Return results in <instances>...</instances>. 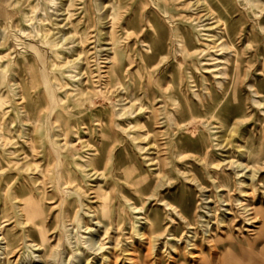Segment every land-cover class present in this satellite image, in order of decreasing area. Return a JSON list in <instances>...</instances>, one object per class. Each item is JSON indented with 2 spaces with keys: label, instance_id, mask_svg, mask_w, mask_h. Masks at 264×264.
I'll use <instances>...</instances> for the list:
<instances>
[{
  "label": "rangeland",
  "instance_id": "1",
  "mask_svg": "<svg viewBox=\"0 0 264 264\" xmlns=\"http://www.w3.org/2000/svg\"><path fill=\"white\" fill-rule=\"evenodd\" d=\"M112 1L115 7L118 6L114 30L121 54H124L118 67V79L113 84L116 93L126 97L121 105L129 106L132 100L141 97L138 101L148 110L118 118L111 101L101 96L95 97L93 110L71 103L72 115L65 112L61 115L64 118L57 116L60 120L53 125L59 127H51V131L59 133L68 121L72 129L69 139L85 155L78 161L84 162L95 154L92 149H97L95 165L99 168L98 173L103 172L107 157L112 155V165L106 169L107 177H85L77 166L69 164L70 161L64 163L67 173H71V168L74 171L71 174L77 177L81 205L77 194H71L67 199L51 184L41 185L40 190L31 188L27 174L17 177L13 170L11 186L20 188L21 203L28 204L32 200L39 210L38 215L19 218L10 204H5L3 197L2 132L12 141H20L19 146L28 159L45 164L41 161L43 156H35L25 140L29 134H34L33 124L28 120L32 121L40 111L47 113L45 107L49 97L42 81L43 63L29 47L18 42L13 33L20 26L26 29L45 26L52 29L51 35L55 33L57 38L59 34L51 19L62 21L64 13L61 5L54 8L45 0H31L35 9L22 18L17 9L10 10L8 1L0 0L7 13L6 19H0V30L5 29L10 36L9 49L4 46L0 52L8 53L14 60L10 84L17 94L11 99V86L1 87L9 100L5 105L6 114L0 112V227L9 251H12L9 255L11 264H29L26 254L31 249L28 250L25 232L40 244L44 230L59 254L50 259L48 248L36 250L34 247L35 255L42 254L49 259V264L78 262L74 257L76 252L64 240L61 246L57 245L65 236L58 215L63 197L72 200L70 218L79 212L85 223L95 229L93 233L99 243L109 247L102 250L109 254V259L103 262L101 251L95 252L88 244H82L83 255L88 257L90 264L96 261L99 264H217V257L228 245L244 258L249 245L260 251L264 245V0ZM69 9L73 12V23L61 29L69 30L74 39L68 43L70 50L61 51L60 60L66 56L76 58V52L81 48L74 40L84 30L93 41L85 43L91 51L89 56L95 55V49L91 48L94 45L108 46L101 40V30L106 27L99 20L95 0H73ZM10 12H15L13 20L8 17ZM193 23L197 24L196 29L192 27ZM75 27L79 33L74 31ZM38 40L36 37L26 41L38 43L48 55L46 47ZM102 53L99 61L106 65V52ZM94 63L92 61V67L85 69L89 88L94 84L88 75L90 69L95 68ZM77 72L73 69L71 75L74 77ZM85 76L81 79L85 80ZM56 77V82L66 84L63 89L69 92L74 81L80 79H71L60 71H56ZM57 94L65 97L64 90H58ZM153 108L161 111L159 116L151 113ZM18 109L19 116L16 114ZM135 118L143 127L133 128ZM208 124L211 128L206 127ZM135 133L141 134L142 139L132 141L131 134ZM224 133L227 140L221 138ZM82 141H88L93 148H82ZM176 148L184 151L179 158L175 155ZM204 159L208 161L206 166L202 162ZM230 160L243 166L247 163L248 167L243 170L246 174L239 176L237 170L242 167ZM157 168L162 171L160 175ZM252 169L256 170V176L250 179L248 174ZM100 185L103 193L110 195L108 213L114 218V223L110 224L108 218L98 214V219L109 225L110 230L105 234L89 212L93 209L90 207L96 205L93 188ZM126 199L136 207L135 210L128 207ZM167 203L177 207L182 215L170 209ZM146 215L153 226L145 229L141 239L133 226L145 225V220L139 217ZM19 219L24 224H17ZM79 231L81 239L89 235L85 228ZM72 233L76 234L75 228ZM154 235L157 236L155 239ZM1 246L3 244H0V250ZM4 256L0 253V264L4 263ZM35 260L32 259L34 264H45ZM261 262L258 257L254 264Z\"/></svg>",
  "mask_w": 264,
  "mask_h": 264
},
{
  "label": "bare ground",
  "instance_id": "2",
  "mask_svg": "<svg viewBox=\"0 0 264 264\" xmlns=\"http://www.w3.org/2000/svg\"><path fill=\"white\" fill-rule=\"evenodd\" d=\"M6 1H8L7 4L10 6V10L17 9L22 18H25L26 15L33 13L32 10L35 9V6L33 4L34 2L32 3L31 0H6ZM45 1L48 4L49 3L53 4L54 8H57L58 5H61L63 8L62 10L64 13L63 14L64 18L62 19V21L57 20L56 18L53 19L51 17L52 18L51 23L55 27V29H57L56 33L59 34L58 37L57 38L55 37L56 36L55 33H53L51 35V32H53L52 29L46 28L45 26L44 27L41 26L39 29H36L34 26H31L32 29H28V28L26 29V28L20 26V27H16V30L13 33L14 38L17 39L18 42H21L23 45H25V47L26 46L29 47L31 49L32 53L37 57V59H39L43 63L42 64V70H41V73H42L41 75L43 77L42 81H43L44 91H45L46 95L49 97L48 102L46 104L47 106L45 107V109H48V111L46 110L47 113H45L44 111H40L38 114L35 113L36 115L34 116V119L32 121L28 120L31 124H33L32 125V130H33L32 132L34 134L33 135L29 134L28 140H25L26 142H29L30 148H31V150L35 156H39V155L43 156L41 161H45V164L35 163L32 160L28 159L27 158L28 155L26 153H25L26 155H24L23 148H21L19 146L20 141L18 142V140H16L15 138H14L15 141H12V139H10L8 136L5 135L6 134L5 132L4 133L2 132V135L4 134L3 135V139H4V143H3L4 152H3V154L5 157V165H4L5 167H4V172H2L3 173L2 179L4 180L3 197H4V200H6L5 204L6 205L10 204V207H12L14 209V212L19 216V218H22L25 215L27 217H29V216L33 217V215L39 214V210L37 209L38 205L36 206V204L32 200H30L28 202V204L21 203V201H20L21 198L19 195V189L20 188H18V187L14 188L13 186H11V183L13 180L12 179V171L13 170L15 171V173H16L15 175L17 177H24L23 175L27 174V176L30 178L29 181H30V187L31 188H35L37 190H40V188L45 186V184H51V186H54L55 188H57L60 191V193H62L63 195L65 194V196H67V199L71 196V194H77L78 195V202H80L81 205H82V195L80 194V191H79L81 187H80L79 183H77V177L72 175L74 171L71 168L69 170L72 174L67 173L68 171H67L66 167L63 166L64 163L70 161L69 164H73V165L77 166L79 171L85 177H88V176L90 177V176H94V175H101L103 179H105L107 177L106 169H108V167H110L112 165V162H111L112 161L111 160L112 155H109L107 157V160L105 162L106 165L104 166L103 172L98 173L99 168H97L95 165L97 149H92L95 151L94 152L95 154L94 155L92 154V156H89V157L86 156L87 158L84 160V162L78 161V158H84L85 155L83 153H81L80 149H78L75 146V144H73V142L69 139V134L72 132V129H71V124L68 121L65 122L64 126H61L62 130L59 131V133H57L55 130L51 131V127H53L54 129L56 127H59L57 125H53V124H55V121L60 120L59 118H57V116L62 117L61 115H63L65 112H67L69 115H72V113H70L71 109L69 110L71 103L73 106H79V107L89 108L90 110H93V106H95L94 105L95 104V102H94L95 97L101 96V97H104V99L111 101L112 107H113V109L115 108L116 115L118 118H121V117L124 118V116H126L130 113H131V115H134L136 112L141 113V112H145L146 110H148L147 106H145L143 103L138 101L141 97L139 99H135V100L131 99L132 101H131V104L129 106L121 105L120 103L126 97L123 95L117 94L116 93L117 89L114 87V84H113L114 83L113 81H116L118 79V67L122 63V60L124 57V54H121V51L119 49L118 36L116 35L115 30H114L115 26H116V21L118 19L117 18L118 13H116L118 6L115 7V5H113L112 2H114V1H112V0H107V1L95 0V9L99 13V16H98L99 20L106 27V30H104V29L101 30L102 31L101 32V36H102L101 40L105 41L104 44H107L108 46L100 47V46L94 45L91 48L95 49V51H93L95 53V55H93V57L89 56L90 55L89 52H91V51H90V48H88V45H86L85 43L87 41H90L91 37H89L88 36L89 33L86 30H84L82 35H80L79 38H76L74 40V42L77 41V44L81 48L80 51L76 52V54H77L76 58H69V56H66L64 60H60L59 55L61 54V51H63V50H68V49L70 50L68 43L70 40H72L74 38L70 34L69 30H62L61 28L65 27L66 25H68L70 23H73V20H72L73 12H71V10L69 9V7L71 5H73V0H45ZM196 2H199V0H196ZM251 4H252V2H251ZM205 6H206V4H205ZM28 8H31V10L28 11ZM42 10L44 12L45 8L43 7ZM58 10H61V9H58ZM168 12H169V10H168ZM14 13L15 12H10V14L8 15L10 20L14 19V15H15ZM6 14L7 13L5 12V9L3 8V6L0 5V19L1 18L6 19L7 18ZM78 18H79L78 22H81V20H82L81 17H78ZM31 19L34 20L35 18H30V20ZM40 20H42V19H40ZM192 25H193L192 27H194L195 29L197 28V24L193 23ZM77 27H75V30L74 29L73 30L76 33L77 32L79 33V30L77 29ZM73 35H75V34H73ZM36 37L39 39L38 41H40L42 43V45H44V47H46V50L49 52L48 55L46 53H44V51H43L44 48L41 49V47L38 45V43L31 42ZM9 38H10L9 33L5 29L0 30V48L7 46V49H9V46H8ZM26 40H31V41L27 42ZM90 42H93V41H90ZM90 44H92V43H90ZM102 51L106 52L105 56H104V63L106 65H101L102 63L99 61V59L101 58L100 55L103 54ZM7 54L8 53L0 52V112L3 114L4 113L6 114V112H7V111L5 112L4 110H5V105L8 103L9 97L5 96L1 92V87L2 86H8V87L11 86L10 87V90L12 91V98L11 99H14V96L17 95L15 89H13L14 87H12V85L10 84V82L12 81L10 79V77H11L10 72L12 71V68H13L12 65L14 63V60L12 57H10ZM98 55H99V57H98ZM90 57H92L93 60H91L92 58L90 59ZM4 61L6 63H4ZM92 61L95 62L94 66L96 69L95 68L94 69L96 71H93L94 69H90L91 74H88V75L89 76L91 75L92 82L94 84L91 88H89L87 86V83H88L87 78L88 77L86 75L87 72L85 71V69H87V67L88 68L92 67V65H91ZM79 62H83L82 63L83 65H80ZM84 65H86V66L84 67ZM73 69L78 70L77 74L74 77H79L80 79L78 78L79 81H77V82L74 81V87H73L72 91L69 92V90L66 91L65 89H63L64 86H66V84H63V82H61L62 84L59 82L58 83L56 82L58 80L56 77V71H60L62 74L63 73L67 74L71 77V79H74V77L71 75V70H73ZM122 75H123V73H122ZM84 76L86 77L87 80L81 79ZM63 78H64V76H63ZM61 81H62V79H61ZM120 86H121V84H120ZM2 89H3V87H2ZM58 90H64L65 91V97L59 96L58 95L59 93L57 94ZM113 93H115L114 97H112ZM193 95H195V94H193ZM11 101H13V100H11ZM144 101L146 102V100H144ZM10 103H12V102H10ZM149 104H151V102ZM118 107H120V108H118ZM207 107L208 106H206V108ZM19 112H20V110L18 109V111L16 112V114L18 116L20 114ZM160 112L161 111L156 109V108H153V110H151V113H153L155 116H159ZM172 117H173V115H172ZM23 118H25V117H23ZM62 118H64V117H62ZM1 119H0V121H1ZM67 120H69V119H67ZM135 120H136V122L133 125V128L139 129V128L143 127L141 125V123H139V121H137L136 118H135ZM117 126H120V124L117 123ZM206 127L211 128V124L206 125ZM8 128H9V126H8ZM212 128H214V127H212ZM2 130L5 131L3 129V127H2ZM233 130L236 132V128H233ZM6 131H7V129H6ZM221 138L223 140H227V135L224 133L221 135ZM131 139H132V141L140 140V139H142V135L138 134V133L137 134L136 133L131 134ZM79 143H80V141H79ZM81 144H82L81 145L82 148H84V147L93 148V145H90L88 141H82ZM178 150H179V148H176L177 153L175 155L177 158H179L184 152V151L180 152ZM20 155H23V158H19ZM230 161L233 164L237 163L236 161H232V160H230ZM157 162H158V160H157ZM202 162L205 166L208 163L207 159L202 160ZM246 164L244 166L241 163L236 164L237 167H242L240 170H237V174L239 176H241L243 173L246 174V172L243 171L246 167H248ZM51 165H55V168H50ZM88 167H89V172H86V168H88ZM157 169H158L157 170L158 175H160L162 171L159 170V168H157ZM154 176H156V175H154ZM248 176L250 177V179H253L256 176V170L252 169L251 172L248 174ZM41 185H43V186H41ZM216 186H217V184H216ZM92 192L94 193V197H95L94 203L96 205L91 206L90 208H93V209H92V211H89V212H91L93 215L92 219L96 220L95 224L103 227V232L105 234L108 232V230H110L109 225L107 223L103 222L102 220H99L100 218L98 219V214L101 215L103 218H108L110 224L114 223V218L112 219V217L108 213L110 210V206H109L110 204H108L109 200H110V195L107 193L106 194L103 193V188L101 187V185L97 186L96 188H93ZM207 197H209V196H207ZM62 199H64V201L62 202L61 209L58 213L60 220L59 219H57V220H59L60 225L65 230V236L62 240H61V238L59 239V242H58L59 244H57V245L61 246V242L64 240L67 243V245L71 246L74 249V251L76 252L74 254V257L77 258V260H78V262L74 263V264H90L88 257L86 255H83V249L81 248L82 244L83 245L88 244L89 249H92L95 252H99V251L102 252V250L108 249L109 247L107 248L106 246H104L103 243H99V239H97L93 233V231L95 229L91 226H88L85 223L83 216L79 212L75 213L74 217L72 216L73 218H70L69 212H70L72 200H67L64 197ZM129 201H130L129 199H126V202L128 203V207L132 210H135L136 207H134V205H132ZM7 202H8V204H7ZM167 205L170 207V209L174 210L177 213H180L177 210V207L173 206V204L167 203ZM245 209H246V211H248L249 210L248 206H246ZM30 210H32V211H30ZM212 213H213V210H212ZM139 218H142L145 220L143 222L145 225H140V226L134 225L133 229L136 230L137 234L142 239L145 235V229L147 227H152L153 222L147 215L144 217H139ZM224 220L225 219L222 218V221H224ZM33 223H36V222H33ZM17 224L22 225V224H24V221L19 219L17 221ZM70 225L72 227L71 229L69 228ZM118 225H120V224H118ZM1 227H0V244H3V246H1L0 253L5 254V256H4L5 259H4L3 264H11L12 262L10 261L9 255H10V253H12V251H9V244L6 241L5 236L2 235ZM73 228H75V231H76V234H74V235H72L73 234L72 233ZM82 228H85V230L88 231V233H89V235L87 237H85V239H81L82 234L79 230H81ZM207 231H208V229H207ZM153 237L155 239L157 236L154 235ZM25 238H26L28 250L31 249V251H28L26 254V258L30 259L29 264H34L32 262V259H36L35 261H38V262L40 260V262L42 261L45 264H49L48 258H50V259L56 258L57 254H59L57 252V250H58L57 246L55 247L52 244H50L51 243V242H49L50 238L47 236L45 230L43 232H41L40 244H37L35 242V240L30 239L26 232H25ZM74 238H76L75 241L73 240ZM34 247L37 248L36 250H45L48 248V252H47L49 255V256H47L48 258H45V256H43L42 254L35 255L34 252L32 251V248H34ZM154 247H155V244H153L152 249ZM101 256H102L103 262L105 259H107V260L109 259V254L106 253V251L102 252ZM245 256H246V258H244L242 255L237 253L231 245H228L225 247V249L222 251V253L219 254V257H217V259H218L219 264H254V262H256V258L260 257L262 262L259 264H264V245L262 246L260 251H256L254 249L253 245H249L247 248V251L245 253ZM53 261H55V260H53ZM94 264H99V261H96ZM203 264H209V263H203Z\"/></svg>",
  "mask_w": 264,
  "mask_h": 264
}]
</instances>
